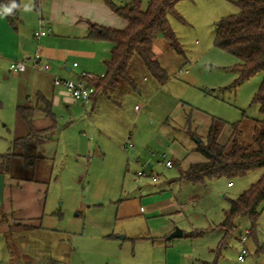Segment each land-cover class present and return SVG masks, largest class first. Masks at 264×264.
<instances>
[{"label": "rangeland", "instance_id": "rangeland-1", "mask_svg": "<svg viewBox=\"0 0 264 264\" xmlns=\"http://www.w3.org/2000/svg\"><path fill=\"white\" fill-rule=\"evenodd\" d=\"M91 1L82 0L80 7ZM140 1L146 10L149 0ZM28 2L22 0L23 10ZM113 2L125 5L129 0ZM238 12L233 0L179 1L169 22L182 52L162 37L154 46L167 75L164 83L135 57L129 67L134 87L121 83L100 94L94 107L78 103L71 112L56 109V132L37 149L44 158L38 168H25L22 161L12 168L16 183L35 184L29 197L42 202L43 214L39 221L18 222L15 232L0 233L3 264H153L164 260L166 245L208 264H264V209L255 229L248 218L237 219L229 235L221 227L231 201L249 191L264 168L205 185L181 178L192 164L205 161L195 148L198 140H206L212 119L227 124L222 144L237 124L241 142L254 146L255 129L263 125L255 100L264 73L240 82V61L216 45L219 24ZM12 103L4 98L0 123V135L9 142L29 131ZM42 120L35 126L49 125ZM129 143L133 148L124 150ZM168 160L174 168L165 167ZM142 170L159 178L156 185H170L176 212L155 220L117 216L121 200L139 197L141 183L154 185L138 176ZM177 230L186 237L167 242ZM246 230L254 232L245 244L251 256L241 262L239 232Z\"/></svg>", "mask_w": 264, "mask_h": 264}, {"label": "trees", "instance_id": "trees-1", "mask_svg": "<svg viewBox=\"0 0 264 264\" xmlns=\"http://www.w3.org/2000/svg\"><path fill=\"white\" fill-rule=\"evenodd\" d=\"M32 1L35 10H39L42 0ZM104 1L116 15L127 22V27L124 30H114L90 25L91 37H97L112 45L111 57L105 62L104 77L100 76L92 82L96 92L91 103L96 96L108 94L121 83L135 86L129 72L135 57L140 58L152 77L164 83L167 75L154 51L159 37L164 38L171 48L182 52L169 22V16L175 14V5L181 0H149L146 10H143L140 0H129L125 5H117L113 0ZM9 2L10 0H0V6ZM233 2L239 12L219 24L216 30V45L240 61L237 70L240 73V82H243L264 73V0ZM16 3L20 7L14 10V15L6 16L12 26L17 25L23 9L22 0H16ZM255 101L260 105L263 115L262 127H257L254 132L255 145L246 146L241 142L237 124L232 125L234 131L229 142L220 143V135L227 124L212 119L206 140H198L195 148V152L202 155L205 161L192 164L182 173L181 178L194 184L205 185L215 179L243 177L251 171L264 168V80ZM37 110V106L31 103L18 106V115L29 131L26 136L13 141L7 154L0 155V172L3 175L12 177L15 162L22 161L25 168H38V163L44 159L38 155L37 149L49 142L56 131L57 122L50 107H47L44 111L46 117L51 120V125L46 129H38L34 124ZM31 148L36 153L31 154ZM3 206H0L2 210ZM263 209L264 175L249 191L231 201L221 227L226 231V235H229L237 219L248 218L255 229ZM253 233L249 231L248 239Z\"/></svg>", "mask_w": 264, "mask_h": 264}, {"label": "crops", "instance_id": "crops-1", "mask_svg": "<svg viewBox=\"0 0 264 264\" xmlns=\"http://www.w3.org/2000/svg\"><path fill=\"white\" fill-rule=\"evenodd\" d=\"M82 4V0H42L39 10H35L34 5L31 11L25 12L22 9L16 26H12L6 16H0V55L3 58L0 63V123L4 122V98L8 97L13 102L17 114L20 104L31 103L37 106L34 124L38 118L47 119V127H37L46 129L51 125V120L46 117L44 111L47 107H50L57 122V108L71 112V105L79 103L73 101L64 88L55 86L56 77L77 79L83 72L92 75L98 73L101 76L105 74V62L111 57L112 47H108L107 42L97 37H91L90 25L124 30L127 22L116 15L104 0H93L87 3L86 8H81ZM41 20L45 21L50 31L46 36L36 39L35 32L39 30ZM36 53L42 55L43 63L51 65L49 73L35 72L32 69L17 74L10 72L11 61L29 59ZM74 64L78 66L75 67ZM98 96L90 104L93 107L98 103ZM12 143L13 141L9 142L0 135V155L7 154ZM1 166L0 159V168ZM5 183L3 210L0 207V233L15 232L18 222L41 220L42 202L37 203L32 196L29 197L35 184L16 183L9 175H5ZM156 184L141 183L139 197L121 200L117 216L120 219L146 216L149 220H155L176 212L179 208L178 201L169 192L170 185ZM168 230L171 233L175 231ZM182 233L183 236L176 239L186 237L183 231ZM170 240L174 239L166 241ZM164 249V260L158 262L156 259L153 264H208L200 258H194L193 261L194 253L191 255L170 245H166ZM0 264H3L1 258Z\"/></svg>", "mask_w": 264, "mask_h": 264}, {"label": "built area", "instance_id": "built-area-1", "mask_svg": "<svg viewBox=\"0 0 264 264\" xmlns=\"http://www.w3.org/2000/svg\"><path fill=\"white\" fill-rule=\"evenodd\" d=\"M48 26L46 25L44 20H41L39 30L35 32V38L40 39L46 36L49 33ZM2 56L0 55V63L2 61ZM75 67L78 64H74ZM28 69H32L35 72H43L49 73L51 70V65L49 63H43V57L40 53H36L29 59H25L22 61H11L9 65V70L11 73H23ZM101 77H104L103 75ZM98 76L83 72L77 79H63L56 77L54 80V84L57 87H62L65 89L67 94L71 97V99L75 102H79L88 106L91 104V100L96 92L95 86L92 84L93 81L97 80ZM129 146V147H128ZM128 148H133V145H126L123 149L128 150ZM165 167L168 169L174 168V162L172 160H168L165 163ZM139 177L148 178L153 183H158L159 178L153 174V172L147 171H139ZM240 242L243 245L242 254L238 257L239 261L244 262L247 257L251 256L249 250L246 247V243L248 241L249 231L239 232Z\"/></svg>", "mask_w": 264, "mask_h": 264}, {"label": "clouds", "instance_id": "clouds-1", "mask_svg": "<svg viewBox=\"0 0 264 264\" xmlns=\"http://www.w3.org/2000/svg\"><path fill=\"white\" fill-rule=\"evenodd\" d=\"M20 5L16 3V0H10L7 5L0 6V16H11L14 15V10H16ZM32 10V3L29 0L28 3L24 4V11L28 12Z\"/></svg>", "mask_w": 264, "mask_h": 264}, {"label": "water", "instance_id": "water-1", "mask_svg": "<svg viewBox=\"0 0 264 264\" xmlns=\"http://www.w3.org/2000/svg\"><path fill=\"white\" fill-rule=\"evenodd\" d=\"M5 175L0 174V206L4 205ZM183 236L182 231L177 230L169 239H176Z\"/></svg>", "mask_w": 264, "mask_h": 264}]
</instances>
